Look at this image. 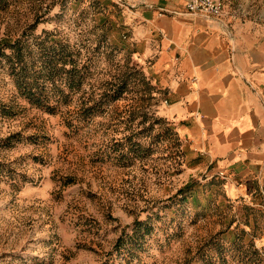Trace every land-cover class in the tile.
I'll return each mask as SVG.
<instances>
[{
	"label": "rangeland",
	"instance_id": "374dc122",
	"mask_svg": "<svg viewBox=\"0 0 264 264\" xmlns=\"http://www.w3.org/2000/svg\"><path fill=\"white\" fill-rule=\"evenodd\" d=\"M224 1L264 43V0ZM122 21L114 0H0V264H264V200L161 113Z\"/></svg>",
	"mask_w": 264,
	"mask_h": 264
},
{
	"label": "crops",
	"instance_id": "0c3cea01",
	"mask_svg": "<svg viewBox=\"0 0 264 264\" xmlns=\"http://www.w3.org/2000/svg\"><path fill=\"white\" fill-rule=\"evenodd\" d=\"M127 48L161 90V113L229 194L264 200V43L189 0H114Z\"/></svg>",
	"mask_w": 264,
	"mask_h": 264
},
{
	"label": "built area",
	"instance_id": "2783aa9c",
	"mask_svg": "<svg viewBox=\"0 0 264 264\" xmlns=\"http://www.w3.org/2000/svg\"><path fill=\"white\" fill-rule=\"evenodd\" d=\"M187 9L195 14L220 18L226 14L224 0H189Z\"/></svg>",
	"mask_w": 264,
	"mask_h": 264
},
{
	"label": "trees",
	"instance_id": "16d2710c",
	"mask_svg": "<svg viewBox=\"0 0 264 264\" xmlns=\"http://www.w3.org/2000/svg\"><path fill=\"white\" fill-rule=\"evenodd\" d=\"M5 46L11 48V49L14 51V56H13L12 59H11V58H10V59H11V60H13L14 58L17 59V55H19L20 52H21V48H20L19 42H15V44H12V45H10V44H5ZM15 63H18V61L15 62ZM17 68H18V67L16 66V69H17ZM17 82H18V85H19V86H18L19 89L22 90L23 93H26L28 96H30L29 98L32 99L33 103H36V104H38L39 106L43 105V104H42V100H40V98H38L39 96H36L35 92L33 91V90H34L33 87H31V86H30V88L27 87V86H26V85H25L20 79H18ZM71 85H72V84H71ZM71 85H70V86H71ZM121 91H123V90H121ZM121 91H120V93H122ZM120 93L117 92V95H119ZM36 97H37V98H36Z\"/></svg>",
	"mask_w": 264,
	"mask_h": 264
}]
</instances>
